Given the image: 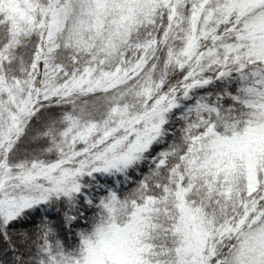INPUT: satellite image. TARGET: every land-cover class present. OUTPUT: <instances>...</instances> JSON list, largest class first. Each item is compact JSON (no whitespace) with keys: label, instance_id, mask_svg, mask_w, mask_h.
Returning a JSON list of instances; mask_svg holds the SVG:
<instances>
[{"label":"snow or ice","instance_id":"obj_1","mask_svg":"<svg viewBox=\"0 0 264 264\" xmlns=\"http://www.w3.org/2000/svg\"><path fill=\"white\" fill-rule=\"evenodd\" d=\"M0 264H264V0H0Z\"/></svg>","mask_w":264,"mask_h":264}]
</instances>
